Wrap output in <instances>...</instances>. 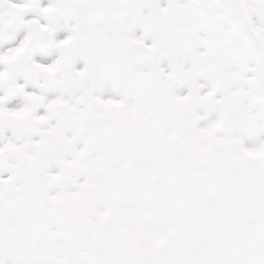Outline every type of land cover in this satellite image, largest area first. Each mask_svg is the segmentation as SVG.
<instances>
[{
	"label": "snow or ice",
	"instance_id": "1",
	"mask_svg": "<svg viewBox=\"0 0 264 264\" xmlns=\"http://www.w3.org/2000/svg\"><path fill=\"white\" fill-rule=\"evenodd\" d=\"M0 264H264V0H0Z\"/></svg>",
	"mask_w": 264,
	"mask_h": 264
}]
</instances>
